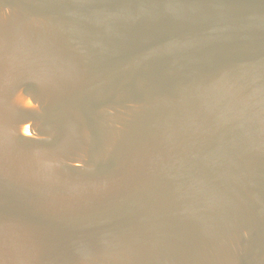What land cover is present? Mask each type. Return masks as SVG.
<instances>
[{
    "label": "water",
    "instance_id": "obj_1",
    "mask_svg": "<svg viewBox=\"0 0 264 264\" xmlns=\"http://www.w3.org/2000/svg\"><path fill=\"white\" fill-rule=\"evenodd\" d=\"M0 264H264V0H0Z\"/></svg>",
    "mask_w": 264,
    "mask_h": 264
}]
</instances>
